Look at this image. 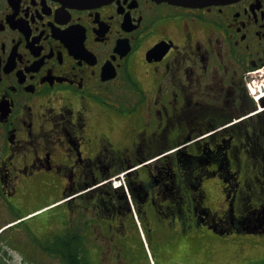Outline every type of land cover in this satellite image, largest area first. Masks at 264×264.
<instances>
[{"label":"flooded vegetation","instance_id":"flooded-vegetation-1","mask_svg":"<svg viewBox=\"0 0 264 264\" xmlns=\"http://www.w3.org/2000/svg\"><path fill=\"white\" fill-rule=\"evenodd\" d=\"M248 85L264 0H0V264H264Z\"/></svg>","mask_w":264,"mask_h":264},{"label":"water","instance_id":"water-1","mask_svg":"<svg viewBox=\"0 0 264 264\" xmlns=\"http://www.w3.org/2000/svg\"><path fill=\"white\" fill-rule=\"evenodd\" d=\"M63 3H67L74 6H89V5H99L108 2L109 0H59ZM157 1H167L173 4L182 6H208V5H225L228 3H233L238 0H157Z\"/></svg>","mask_w":264,"mask_h":264},{"label":"built area","instance_id":"built-area-1","mask_svg":"<svg viewBox=\"0 0 264 264\" xmlns=\"http://www.w3.org/2000/svg\"><path fill=\"white\" fill-rule=\"evenodd\" d=\"M124 175H122L120 178H123ZM113 183L115 187H119L123 184V180L118 179V177L113 179Z\"/></svg>","mask_w":264,"mask_h":264}]
</instances>
